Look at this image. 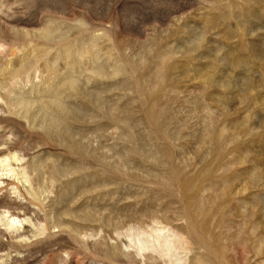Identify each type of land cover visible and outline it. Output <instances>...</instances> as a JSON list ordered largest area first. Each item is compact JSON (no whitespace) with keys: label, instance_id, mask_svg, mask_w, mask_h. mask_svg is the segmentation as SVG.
Here are the masks:
<instances>
[{"label":"rangeland","instance_id":"rangeland-1","mask_svg":"<svg viewBox=\"0 0 264 264\" xmlns=\"http://www.w3.org/2000/svg\"><path fill=\"white\" fill-rule=\"evenodd\" d=\"M260 16L264 0H0V264H171L132 225L179 233L184 264H264Z\"/></svg>","mask_w":264,"mask_h":264},{"label":"bare ground","instance_id":"bare-ground-1","mask_svg":"<svg viewBox=\"0 0 264 264\" xmlns=\"http://www.w3.org/2000/svg\"><path fill=\"white\" fill-rule=\"evenodd\" d=\"M257 18H258V20L260 22H264V17L260 16V17H257ZM254 53L261 57L263 55V53H264V45L256 48L254 50ZM60 96H61L60 92L55 90V93L53 95V99L54 100H59V99H61ZM42 108H45V107L42 106ZM45 110H46V108H45ZM60 110H65V109L64 108L61 109V107H60ZM82 111L83 110L80 107L79 108L73 107V108L68 109V111L66 113H68V115H70V118L72 120H77L80 117L82 118V115H83V112H84V111L83 112ZM0 159H2V158H0ZM0 166H1V168L7 166L6 157H4V159L0 160ZM0 216H4V215L1 214ZM3 218L1 217L2 220H3ZM17 219L18 218H15V217H11V218L8 217L7 219H4V220H6V223L4 222V224L6 225V227H9V228L14 227L18 222H20ZM153 224H154V222H153ZM154 225H158V224L156 223ZM158 227L152 226L149 229H147V228L139 226V225H132V226H129L126 229L128 231V233L126 231V235L132 241H134L136 239L132 243H135L136 241H137L136 243H139L137 248H136L138 250V252L142 251L144 249L148 250V248H150V249L156 250L158 253H160L159 255L162 258L164 256H167L168 259L166 257L165 258L171 264H184V259L185 258L183 259V257H182L183 255L181 256V253L184 254V251H186V247L184 245V241L182 240L181 235L179 233H177V232H173L172 230H166V229H165L166 231H170V232H172V234L171 233H168V234L166 233L164 235H160L161 233L160 234H158V233H159V231H163L162 230L163 228H158ZM117 233H119V232H117ZM186 255H185V257H186Z\"/></svg>","mask_w":264,"mask_h":264},{"label":"water","instance_id":"water-1","mask_svg":"<svg viewBox=\"0 0 264 264\" xmlns=\"http://www.w3.org/2000/svg\"><path fill=\"white\" fill-rule=\"evenodd\" d=\"M97 60H98V58L95 60V58L91 57V56L86 59L87 65L91 67V71L89 70L90 71V75H91L92 70H95L93 66L98 64V63H100V62H97ZM86 63H84V65ZM103 64H105L107 66V68L109 69L110 66L108 64V61H104ZM109 70H112V69H109ZM104 78H110V77H104ZM89 79L96 83V80H94L91 76H89ZM129 118L130 117H125V118L120 119L119 121H121V127H120L121 131L126 136L127 141L131 142L132 138H133V135H132V132H131V130H133V125H132L131 118L130 119Z\"/></svg>","mask_w":264,"mask_h":264}]
</instances>
